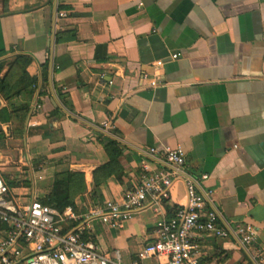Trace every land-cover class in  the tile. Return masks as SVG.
<instances>
[{
    "label": "crops",
    "instance_id": "obj_1",
    "mask_svg": "<svg viewBox=\"0 0 264 264\" xmlns=\"http://www.w3.org/2000/svg\"><path fill=\"white\" fill-rule=\"evenodd\" d=\"M0 79L8 199L42 202L78 173L85 191L71 208L83 215L121 203L144 166L167 170L193 182L229 234L197 241L204 264H264V0H0ZM104 138L119 144V171L95 186ZM168 149L184 154L178 172ZM185 202L179 179L156 210L148 198L121 227L93 222L85 240L123 264H160L138 254ZM238 225L258 230L255 244L240 243Z\"/></svg>",
    "mask_w": 264,
    "mask_h": 264
},
{
    "label": "built area",
    "instance_id": "obj_2",
    "mask_svg": "<svg viewBox=\"0 0 264 264\" xmlns=\"http://www.w3.org/2000/svg\"><path fill=\"white\" fill-rule=\"evenodd\" d=\"M60 16L65 17V14ZM178 57L172 55L171 60ZM162 65V62L156 63L157 67ZM148 80L151 87L160 84L155 77ZM41 113L42 104L35 103L30 120ZM156 152L151 150L153 154ZM163 156L176 172L184 165L180 149H168ZM148 170L144 166L145 172L125 191L121 203L106 201L83 215H78L71 207L60 211L38 199L28 202L8 199L9 190L0 176V264H123L118 251L113 254L99 252L92 242L85 240V234L92 230L93 222L121 227L146 207L148 198L153 201L150 208L156 210L161 200L169 198L172 186L179 179L186 187L185 204L178 207L170 219L158 220L155 242L144 247L138 258L156 259L160 264H204L197 241L226 240L228 232L219 227L215 212L206 209L205 200L192 181L181 177L174 179V173L167 170L148 175ZM235 235L243 246H251L257 241L258 230L251 225H238Z\"/></svg>",
    "mask_w": 264,
    "mask_h": 264
},
{
    "label": "trees",
    "instance_id": "obj_3",
    "mask_svg": "<svg viewBox=\"0 0 264 264\" xmlns=\"http://www.w3.org/2000/svg\"><path fill=\"white\" fill-rule=\"evenodd\" d=\"M7 87L8 86L6 84V81L4 79H0V92L2 94L6 92L5 90ZM27 110L28 108H25L24 110L21 111L27 112ZM10 120L11 118L9 116L8 110L7 109L1 110L0 122L7 123L10 122ZM20 124L22 128V122H20ZM103 147L108 156L109 162L106 165L97 169V171H95V186L98 185L96 181V175L101 174V176H104L105 178H109L112 175L117 174V171H119L118 159L121 156L119 144L110 138H104ZM66 180H67V190L65 192L58 193L56 190L55 192L51 193L48 196V198L42 201L41 203L46 206L56 208L60 211H63L67 207L73 208L74 207L73 198L75 197V195L85 191L84 179L83 176L78 173H69L66 177ZM56 183L57 185L60 184L58 180ZM5 185H7L6 187H10V185L6 183Z\"/></svg>",
    "mask_w": 264,
    "mask_h": 264
},
{
    "label": "rangeland",
    "instance_id": "obj_4",
    "mask_svg": "<svg viewBox=\"0 0 264 264\" xmlns=\"http://www.w3.org/2000/svg\"><path fill=\"white\" fill-rule=\"evenodd\" d=\"M3 180V179H2ZM3 182H5V181H3Z\"/></svg>",
    "mask_w": 264,
    "mask_h": 264
}]
</instances>
